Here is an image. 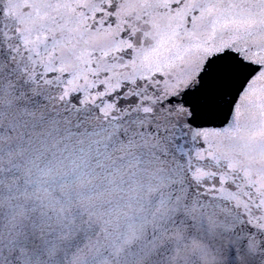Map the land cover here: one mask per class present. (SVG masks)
<instances>
[{"label":"snow or ice","instance_id":"obj_1","mask_svg":"<svg viewBox=\"0 0 264 264\" xmlns=\"http://www.w3.org/2000/svg\"><path fill=\"white\" fill-rule=\"evenodd\" d=\"M0 204V264H264V0H0Z\"/></svg>","mask_w":264,"mask_h":264},{"label":"clouds","instance_id":"obj_2","mask_svg":"<svg viewBox=\"0 0 264 264\" xmlns=\"http://www.w3.org/2000/svg\"><path fill=\"white\" fill-rule=\"evenodd\" d=\"M9 209L0 204V233L5 232L8 229V216H9ZM103 228L104 226L101 225ZM96 255V252L93 248L88 244L81 246L75 253V264H92V259ZM187 264V262H186Z\"/></svg>","mask_w":264,"mask_h":264}]
</instances>
